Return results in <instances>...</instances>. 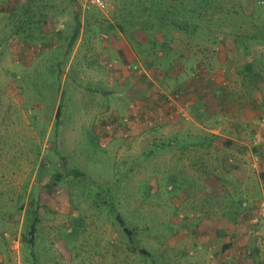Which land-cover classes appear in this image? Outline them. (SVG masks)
<instances>
[{
    "label": "rangeland",
    "instance_id": "rangeland-1",
    "mask_svg": "<svg viewBox=\"0 0 264 264\" xmlns=\"http://www.w3.org/2000/svg\"><path fill=\"white\" fill-rule=\"evenodd\" d=\"M105 1H60L48 49L39 18L0 24V264H264V0H162L152 37L118 25L146 0ZM110 23L141 65L90 54Z\"/></svg>",
    "mask_w": 264,
    "mask_h": 264
},
{
    "label": "crops",
    "instance_id": "crops-1",
    "mask_svg": "<svg viewBox=\"0 0 264 264\" xmlns=\"http://www.w3.org/2000/svg\"><path fill=\"white\" fill-rule=\"evenodd\" d=\"M60 1H62V0H0V24L3 23L5 25V24H7V22L9 23L11 20H13L17 24L19 22H22V25L20 26L21 30L22 31H24V30L28 31L29 28L34 29L33 26L36 22V18H39V21L36 24L35 29H37V32L40 30V33L37 35V32H36V38H37V41H39V39H41V42H43V45L46 47L45 49H48L50 46V40H52V39H53V41L55 40L54 39V31L55 30L57 31V29H55L54 22L56 21L55 18L58 16V14L60 16V13L62 11V9L59 7ZM71 4H72V6H74V4L72 2H71ZM45 8H48V9H45ZM76 10H78V9H76ZM53 11H55V12H53ZM65 11H66V9H65ZM73 12H74L73 13L74 18H77L78 12L77 11H73ZM79 12H83V11H79ZM67 16L68 15L65 12L60 16V18H62V17L67 18ZM110 24H108V28L107 27H105V28L106 29H113L111 34L114 35V38H113L114 45H107V42L110 43L109 41L104 43V46L102 49L100 47H96L93 45L94 48L96 47V49H95L96 51L93 50V51H95V53L93 54L90 52V54L93 55V57H95L97 59H102L103 61H105V60H110L111 56H113V54L115 53L116 55L113 58L114 60L112 61L114 63H116V58L119 59L121 62H127L130 60L131 61L136 60L137 62H139L140 51L135 46V42H137L135 40L139 39L140 43H143L144 38H141V36H138V34L135 33L136 31L133 32V34H131V31H130L129 35L125 36V35H123L125 33L121 34L120 31L117 32V29L114 31L115 28L113 26V23H110ZM63 27H64V29H66L65 25H63L62 28ZM10 28H12V27L9 25V29ZM12 36H14V35H12ZM26 36H27V34L26 35L20 34L19 37L18 36L15 37L16 44L19 46H27L28 44L24 40V37H26ZM66 36H67V34H66ZM72 36L73 35H71V38H70L71 41H69L67 43V46L68 45L70 46V43L72 44L75 41V40L74 41L72 40L73 39ZM62 37H64L63 34L60 35V39H62ZM104 37L107 38V40H108V38H110V34H107ZM115 38L118 40V42L120 40L119 43H121V44H119L118 46L116 45L117 43H115ZM131 38H133V40ZM41 42H38V43H41ZM54 43H56V42L52 43V47L56 45V44L53 45ZM62 44H61V46H62ZM115 45H116V48L114 49V51H110L111 48ZM40 48H42V46H40ZM67 50L68 49L66 48V50L63 51L64 55H66ZM46 51L48 52V50H46ZM70 56H71L70 60H72L73 56H75V53H73V55L71 54ZM87 56H88L87 54L84 55V58L85 57L88 58ZM175 62H177V58L175 59L174 63ZM141 64L142 63H140V65ZM172 71H174V70H171L169 75L164 76V75H162L161 72H158V70H155V74L153 75V78H155L156 80L154 82L156 83L157 81H159L158 83L161 82V84L164 85V82H168V80H170V81L176 80L174 77H176L178 75H176L177 73H175L173 75ZM164 77H167L168 80L167 81L163 80ZM115 78L116 77L112 78L110 80V83H113V80ZM120 80H122V79H120ZM136 86L137 85H135V88H133V90H134L133 95H134V93H137L139 96L140 93H138V88ZM139 90H141L139 92H141L140 95L142 96V94L144 92L142 89H139ZM147 90H148V87H147ZM155 91H156L155 94H157L158 96L156 98H151L152 99L151 103L157 104V103H160L159 100L162 97L163 92L161 93L158 90H155ZM149 92L154 93L153 88H151ZM130 97L132 98L133 96H130ZM109 118H110V116L107 119H109ZM222 250H223V252H221V254L218 255L221 263L223 262L225 264H230L229 263L230 261H237V263L239 264V262L241 260L239 253H242V252L237 251L238 249H236V251H233L234 249L226 248L225 246L223 247ZM211 264H213V263H211Z\"/></svg>",
    "mask_w": 264,
    "mask_h": 264
},
{
    "label": "trees",
    "instance_id": "trees-1",
    "mask_svg": "<svg viewBox=\"0 0 264 264\" xmlns=\"http://www.w3.org/2000/svg\"><path fill=\"white\" fill-rule=\"evenodd\" d=\"M155 1V2H154ZM209 1V0H208ZM187 2V0H179L175 5H174V7L177 9L176 11H181L182 12V8H184L185 6H184V3H186ZM188 2H189V4H191L192 2H194V0H188ZM73 3V2H72ZM208 2H207V0H204V2H203V5L204 6H206V4H207ZM124 11L126 12V10L127 11H130V12H135V13H138V17H137V21H135V19H128L127 18V16L125 17V21L122 23V24H118L119 25V29L121 30V31H125V30H135V29H139V28H141L140 30H142V31H145L146 32V34H148L150 37H152V35L153 34H155V31H158L159 33H162V32H164L163 30L162 31H159L158 29L156 30V27H155V25L153 24L152 25V17H153V13H152V10L153 9H158V6L160 7L161 5H162V0H146V3L143 5V6H139V7H129V8H127V1H124ZM156 6V7H155ZM209 7H211V6H209ZM208 7V8H209ZM205 8V7H204ZM214 8V7H213ZM214 9H218V8H214ZM191 10V9H190ZM180 13V12H179ZM124 16H125V13H124ZM184 19H186V18H184ZM129 20V21H128ZM151 23V24H150ZM126 26V27H125ZM194 28L195 27H190L189 25H188V27L186 26V25H184V26H181V27H178V28H176V30H179L180 32H182V33H184V35H193V33H195V34H197V33H199L200 34V31H199V29L198 28H196L195 30H194ZM212 31V30H211ZM201 32H202V34H205V31L204 30H201ZM124 33V32H123ZM73 34H75V33H73ZM210 33L208 32L207 33V37H209V38H216L217 37V35H214V37H213V33L211 34V35H209ZM162 35V34H161ZM167 36H169V35H167V34H165V35H162V37H167ZM73 37V41L75 40V36L73 35L72 36ZM150 37L148 38L149 40H150ZM155 39V38H154ZM166 39V38H165ZM217 39V38H216ZM135 41H137V42H135V46H136V48H141V47H143L144 46V43H146V38H144V42L143 43H140V40L139 39H137V40H135ZM159 41V40H158ZM163 42V39L162 40H160V42ZM216 41V40H215ZM13 42V41H12ZM10 43V42H9ZM168 43V41L166 40V43H162V45H166ZM169 45H170V43H168ZM165 53L168 55H172V56H174V59H176V56L173 54L174 52L170 49V50H167V51H165ZM178 58V57H177ZM146 62V61H145ZM201 99V97H199V100ZM59 112H60V110L58 109V111H57V114H56V116H59ZM223 144H224V147H230L231 146V142H229V141H224L223 142ZM170 145H172V143L170 144ZM60 178H62V176L61 175H59V176H57V177H55V179L57 180V179H60ZM53 179V178H52ZM32 240V239H31ZM33 242L31 241V244H32Z\"/></svg>",
    "mask_w": 264,
    "mask_h": 264
},
{
    "label": "built area",
    "instance_id": "built-area-1",
    "mask_svg": "<svg viewBox=\"0 0 264 264\" xmlns=\"http://www.w3.org/2000/svg\"><path fill=\"white\" fill-rule=\"evenodd\" d=\"M73 4L81 10H88L91 7H96L100 11H106L108 4L105 0H72ZM126 122V120H124ZM259 214L264 218V202L259 206Z\"/></svg>",
    "mask_w": 264,
    "mask_h": 264
}]
</instances>
